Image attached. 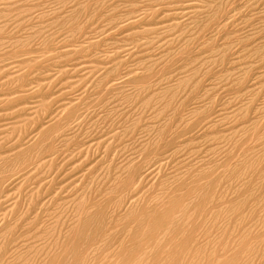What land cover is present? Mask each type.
I'll list each match as a JSON object with an SVG mask.
<instances>
[{"label":"rangeland","instance_id":"obj_1","mask_svg":"<svg viewBox=\"0 0 264 264\" xmlns=\"http://www.w3.org/2000/svg\"><path fill=\"white\" fill-rule=\"evenodd\" d=\"M0 264H264V0H0Z\"/></svg>","mask_w":264,"mask_h":264}]
</instances>
